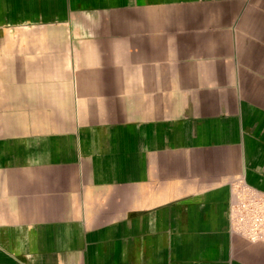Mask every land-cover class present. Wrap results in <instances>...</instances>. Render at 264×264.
I'll return each instance as SVG.
<instances>
[{"label":"crops","instance_id":"0c3cea01","mask_svg":"<svg viewBox=\"0 0 264 264\" xmlns=\"http://www.w3.org/2000/svg\"><path fill=\"white\" fill-rule=\"evenodd\" d=\"M264 0H0V264H264Z\"/></svg>","mask_w":264,"mask_h":264},{"label":"built area","instance_id":"2783aa9c","mask_svg":"<svg viewBox=\"0 0 264 264\" xmlns=\"http://www.w3.org/2000/svg\"><path fill=\"white\" fill-rule=\"evenodd\" d=\"M231 220L236 234L253 243L264 242V192L245 183L234 186Z\"/></svg>","mask_w":264,"mask_h":264}]
</instances>
